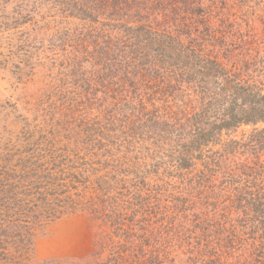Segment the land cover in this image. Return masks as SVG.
<instances>
[{"label": "rangeland", "instance_id": "1", "mask_svg": "<svg viewBox=\"0 0 264 264\" xmlns=\"http://www.w3.org/2000/svg\"><path fill=\"white\" fill-rule=\"evenodd\" d=\"M156 40L166 55L178 42L191 58L198 78L193 92L188 79L158 85L160 71L130 95L115 90L108 81L124 65L121 57L144 60L146 44ZM207 58L214 65L201 79ZM223 90L235 92L244 112L264 98V0H0V169L93 165L92 177L109 184L118 213L107 230L78 212L49 222L42 217L18 245L1 240L9 230L1 231L0 219V264H264V116L208 142L197 138L189 168L177 153L168 159L157 138L125 139L153 118L148 124L173 150L197 134L200 125L187 121ZM166 97L180 107L190 99L194 110L165 113ZM151 98L159 114H129ZM213 110L199 119L215 120ZM257 190L261 197L249 201ZM177 202L183 210L175 221L168 210ZM132 240L153 245L155 258L134 257V250L122 259Z\"/></svg>", "mask_w": 264, "mask_h": 264}, {"label": "trees", "instance_id": "2", "mask_svg": "<svg viewBox=\"0 0 264 264\" xmlns=\"http://www.w3.org/2000/svg\"><path fill=\"white\" fill-rule=\"evenodd\" d=\"M103 6L104 7L101 8L96 7L97 12L103 13L106 11L104 8L108 9L107 6H109V4L107 3ZM95 9L93 8L94 12H96ZM84 13L91 14L90 12ZM205 31L206 28H204L203 32ZM147 46H149V51L146 53V58H144V60L138 58L130 63L128 60H125V58L123 59V56L121 57L120 61L124 65H118V67L121 68L118 71L119 73L114 76V80L110 79L108 81L115 82L114 89L116 90L120 88L123 91L126 90L130 95L131 88H143V86L149 83L148 79L152 78L154 80V76H156L160 71L164 73V78L162 77L158 80V85H164L165 83L168 84L173 80L172 78L174 77L175 81L178 79H188L193 82V84L190 86L192 89L189 88L188 92H193V90L196 88V80L198 78H196L195 70L191 69L194 66L193 63H191V58H189L187 55V57L183 55V50L178 42L174 44L175 49L172 51V53L168 52L167 55L166 51L164 53L163 50L165 47L161 46L157 40L148 42V44H146V47ZM225 56L228 58L226 54ZM169 64H171L172 68ZM204 64H206L208 67L201 65L198 69V74L201 79L207 78L210 68H212L214 65V61L212 59L209 61L207 58ZM182 66L184 67V72L177 71L178 68ZM219 67L220 71H222L221 68H224V64H219ZM188 70L191 72V74L188 72ZM150 83L156 85L155 82ZM153 88L156 90L159 87L154 86ZM173 91L175 92L177 90L174 89ZM234 94H231L228 91L225 92L223 90L220 91V93H216L215 96L218 97L217 100L215 97L214 100H212L213 96L208 98V101L205 103L206 106L200 111L199 114H209V112L214 109L213 112L217 116L215 117V120H210V118L206 117L201 121V119H199V114L194 119L188 118L192 121L191 122L188 120V124L200 125L201 129L198 128V132L197 134L195 133L194 136L190 135V139L186 138V143L185 141L180 140L178 145L176 144L173 150L172 148L168 147L170 143L163 144L162 138L159 137V131H156V128L151 127V125L148 124L151 122V120H153V118L149 119L148 123H146L145 129L142 128L136 133L131 131L126 132L125 139L127 141L130 138V141L134 140L133 142H142L146 140L152 142L155 141L154 138H157L156 142L159 140L160 147L162 148L161 152L163 154L165 153L168 159H173L177 153L176 160L182 167L189 168L193 165L192 159L194 151L197 150L198 143H200L198 142L196 144L195 141L197 138L208 142L209 139H214L217 135H219L222 130H233L240 124L255 123L263 119V97H261L260 100H257L258 104L255 102L253 105L254 107H250L251 110L244 112L241 108L239 110L236 108L237 99L234 97ZM187 99L182 104L183 107H180L178 106L180 105L179 100L173 101L169 100L167 97L164 98V101L167 103L165 106V113L169 112L170 110H173L170 111L171 114H173V112H175V114L191 113L195 106L192 104L190 99L188 101ZM154 101L155 100L151 98L150 100L148 99L145 104L141 103V105H135L136 107L131 108L132 111H129V114H144L143 110L146 111L145 114H159V110L153 106ZM140 102H142L141 97L137 103ZM173 103H175V105ZM122 110L124 111V109ZM161 112L162 111H160V113ZM177 120L179 121V118ZM187 123L182 122L181 125L187 127ZM177 124H179V122H177ZM168 125H170V128H172L169 122L165 124V127L167 128ZM162 126H164V124ZM98 139L99 141H103L100 136ZM169 141L171 142V140ZM103 149L105 148L103 147ZM181 152L183 153L181 154ZM27 153L28 151L24 152L25 155ZM200 156L201 155H197L196 157ZM87 167L89 168L88 170L86 169L85 165L83 167L80 166L77 168H73L72 166L70 167L68 165H61L60 168L55 167L53 164L47 163L38 165L37 167L30 165L29 167L21 169L18 165L4 164L3 168L0 169V219L2 224L5 223L4 226L1 225V231L2 229L3 231L7 230L6 227H8L9 232L2 234L1 240H5V242H7V240L12 239L14 244L18 245L19 243L23 242L22 240H24L26 235L29 233L28 230L35 227L42 217L46 219L47 222H49L60 216H66L77 212L85 215L93 224H96L97 226L103 225V229L107 230L108 223L114 218H118V213L115 212L116 208H114L112 205V202L114 203L116 199L110 197V186L108 183L101 181L98 182L97 179L92 177V175H95L96 173L93 169V165H87ZM199 175L202 176L201 173ZM197 178L193 180L199 181ZM235 190L238 192L236 188ZM258 197L261 196L257 190L255 194H251L247 199L249 201H255V199ZM262 198L264 199V197ZM175 206L178 207V209L174 207L175 209L172 208L171 210H168V212H175V214L170 215L169 218L175 217L174 220L176 221L178 212H182L183 210V203L177 202L175 203ZM198 206H204L202 201H199ZM254 206V211L257 213L258 207L256 205ZM52 207L55 208L53 209ZM186 209L188 212L189 209ZM17 211L19 212V215H16L18 213ZM5 212L8 213L6 214ZM46 214H48V219L44 216H40ZM150 216L151 213L144 214L146 220L139 230L142 231L143 234L147 233V230L144 228ZM182 216L187 219V214L182 213ZM12 217L17 219L16 230L14 231H11L8 226L11 223ZM127 226L131 227L126 230L127 234L129 236H133V234L136 233V230L133 229L134 227L129 224H127ZM30 235L31 234L28 235V242ZM125 245L128 251L122 258L124 260H126V258L128 259L133 254L134 250H136L134 257H137L139 253H142L145 254L147 260L149 258H155L156 249L153 245L148 243L138 245L133 240L128 241L125 243ZM4 246L6 245H2V247ZM6 247L3 249L5 250ZM152 255L153 257H151Z\"/></svg>", "mask_w": 264, "mask_h": 264}]
</instances>
